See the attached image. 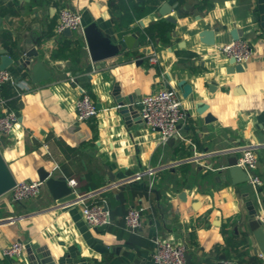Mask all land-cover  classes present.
Wrapping results in <instances>:
<instances>
[{"label":"crops","instance_id":"crops-1","mask_svg":"<svg viewBox=\"0 0 264 264\" xmlns=\"http://www.w3.org/2000/svg\"><path fill=\"white\" fill-rule=\"evenodd\" d=\"M165 2L173 10L162 15ZM64 6L82 12L83 28L96 20L122 44V53L93 62L82 29L57 33ZM0 17V49L18 58L39 37L34 60L53 71L34 83L17 65L8 68L24 88L13 95L0 88V113L18 114L12 132L0 135L2 154L17 180L39 179L44 168L75 178L81 189L69 207L59 205L45 183L27 200L14 201L11 192L0 197V264H34L37 254L67 264H156L152 254L160 240L184 245L192 264H217L222 255L226 263L264 264L249 227L250 206L258 217L264 214V0H0ZM160 20L174 24L168 40L144 37ZM126 35L134 37L132 47ZM235 37L253 50L243 72H229L231 57L219 51ZM153 54L157 63L150 62ZM115 84L123 93L139 91L138 109L145 94L173 88L186 118L163 143L145 122L126 123ZM82 88L98 107L88 121L77 116ZM249 148L258 154V167L242 166L250 178L237 182L229 161L237 158L239 165ZM150 168L151 177L129 180ZM256 176L261 184L253 182ZM84 203L107 204L112 223L90 226ZM131 206L143 214L136 231L125 226ZM97 237L107 251L95 249ZM18 239L29 242L24 254L5 256L3 248Z\"/></svg>","mask_w":264,"mask_h":264},{"label":"built area","instance_id":"built-area-1","mask_svg":"<svg viewBox=\"0 0 264 264\" xmlns=\"http://www.w3.org/2000/svg\"><path fill=\"white\" fill-rule=\"evenodd\" d=\"M66 28H70L72 31L83 30V15L81 11L66 6L60 9L55 30L57 33H63ZM219 51L227 57H234L239 64L248 62L253 52L250 43L243 38L233 39L221 44ZM157 61L156 54L150 56L151 63H157ZM71 79L76 82L75 77H71ZM6 82H11L15 85L17 92L21 94V87L23 86L18 83L19 81H17L14 73L8 69H0V88ZM139 110L144 122L152 129L159 130L160 139L163 143H167L171 137H173L179 124L186 118L182 100L177 91L173 88H162L145 94L140 101ZM97 114L98 107L96 102L91 95L82 88V95L77 102L78 119L80 121H88ZM17 122L18 114L15 110H8L7 112L0 113V135L10 134ZM239 165L249 170L257 169L258 154L256 151L251 148L245 149L239 158ZM154 173V169L150 168L138 172L129 180L143 179L146 176L151 177ZM253 182L261 184L262 180L259 176H256L253 178ZM42 183L43 182L39 179L17 180L16 186L11 191V197L17 202L36 197L40 193ZM68 184L75 188L77 180L75 178H69ZM88 194L92 195L94 192L90 191ZM106 205L107 204H83V214L90 226L96 228L107 227L112 223L110 211L109 208H105ZM124 218L125 226L128 230L136 231L143 225V214L141 209L137 206H131ZM258 219L264 226V214L260 215ZM28 245V241L20 239L15 240L3 248V254L8 257H20L27 250ZM186 251L184 245L175 244L167 240H160L154 248L152 257L156 264H186Z\"/></svg>","mask_w":264,"mask_h":264},{"label":"water","instance_id":"water-1","mask_svg":"<svg viewBox=\"0 0 264 264\" xmlns=\"http://www.w3.org/2000/svg\"><path fill=\"white\" fill-rule=\"evenodd\" d=\"M173 10V6H171L168 2H165L159 8V12L162 15L169 14ZM168 20L172 22H176V19L172 16L168 17ZM2 18L0 17V23ZM84 37L86 40V44L88 47V51L93 62H99L122 53V44L114 41L110 34L105 33L100 27L96 20L90 22L83 28ZM64 34L71 36L73 35V31L70 28H66L64 30ZM141 33L136 32L135 36H139ZM239 37V36H238ZM238 37H235L236 39ZM125 42L129 47H132V40L134 37H130L129 35L124 36ZM40 38H35L31 45H24L22 47L21 54L18 58L12 57L6 48H1L0 53L1 63L0 69H8L12 64L17 65L22 70H25L32 82L39 83L43 80L50 78L53 75V71L48 68L41 59L34 60L35 57L39 56V51L35 47L38 45ZM230 62L233 64V69L229 72L245 71L246 64H239L236 62L234 57H231ZM58 66L60 64L58 63ZM18 80V79H17ZM139 91H134L132 93H123L122 88L119 84L114 85L113 95L115 98L116 105L118 107V112L124 116L126 123L128 125L132 123H144L142 119L141 113L139 109L136 107V102L138 98ZM203 109L207 108L208 105H203ZM238 159H232L229 161L230 163V173L234 177H236L237 182L247 181L249 180V175L245 171L242 166L237 164ZM39 180L45 183L51 191L53 198L58 202L59 205H63L65 207H69L70 203L78 197V194L81 193V189L73 188L68 184V179L64 176L55 177L51 174V172L45 170L44 168H40L38 170ZM108 174L112 180L115 179L114 174L108 170ZM17 184V179L10 169V166L6 159L4 158L2 151L0 149V197L5 194H8L13 190V188ZM105 208H108L106 205ZM250 217H249V227L253 232L254 237L256 238L258 244V252L264 257V226L261 221L258 219L257 211L254 207H249ZM94 247L99 252L107 251L108 247H106L103 243V240L99 237L94 240ZM186 264H192V257L186 251L185 253ZM226 257L222 255L220 257V261L217 264H233L226 263ZM34 264H67L63 262H56L52 259V257H41L38 254L36 255V260ZM78 264V263H76Z\"/></svg>","mask_w":264,"mask_h":264},{"label":"trees","instance_id":"trees-1","mask_svg":"<svg viewBox=\"0 0 264 264\" xmlns=\"http://www.w3.org/2000/svg\"><path fill=\"white\" fill-rule=\"evenodd\" d=\"M155 8V6L152 7H146L143 11L139 12V17H142L146 14H148L149 12H151L153 9ZM126 19H129V16H126ZM174 28V24L170 21L167 20H160V21H156L151 23L146 29H145V34L144 37L149 36L150 38H161L162 40H168L167 34L173 30ZM67 45H63L61 50H65V48H67ZM16 76V78H18L17 74H14ZM5 84H3V86L1 88H3L4 92L6 93V95H13L16 94V87L15 85H13L11 82L7 83V86H4Z\"/></svg>","mask_w":264,"mask_h":264}]
</instances>
